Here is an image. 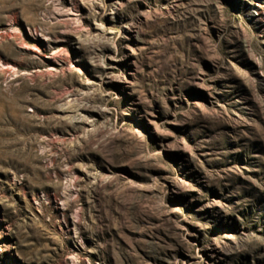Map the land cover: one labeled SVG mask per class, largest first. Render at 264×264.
<instances>
[{"label":"rangeland","instance_id":"374dc122","mask_svg":"<svg viewBox=\"0 0 264 264\" xmlns=\"http://www.w3.org/2000/svg\"><path fill=\"white\" fill-rule=\"evenodd\" d=\"M0 264H264V0H0Z\"/></svg>","mask_w":264,"mask_h":264}]
</instances>
